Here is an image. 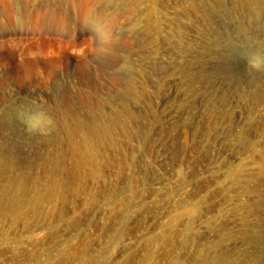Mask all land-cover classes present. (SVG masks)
<instances>
[{"label": "rangeland", "instance_id": "1", "mask_svg": "<svg viewBox=\"0 0 264 264\" xmlns=\"http://www.w3.org/2000/svg\"><path fill=\"white\" fill-rule=\"evenodd\" d=\"M260 1L254 0L252 7L262 9ZM247 9L243 0H0V53L14 62L24 58L23 67L26 62L24 68L32 72V79L11 78L2 86L0 117L8 111L14 118H6L0 132H7L8 124L12 136L45 149L65 141L69 126L78 138L82 126L90 124L91 110L121 114L126 103L133 110L129 134H117V167L103 169L106 183L119 178L120 194L96 205L87 216L41 219L31 232L7 224L10 238L8 243L0 238V264H32L27 258L36 255V264H198L197 255L209 252L226 229L234 236L225 247L233 251V264L241 259L264 264V71L248 69L242 57L251 47L264 49V9L254 14ZM63 12L64 31L50 21ZM88 17L103 25L109 34L106 42L91 31L94 26L84 23ZM54 40L65 42L61 53L69 62V76L59 84L47 80L43 71ZM4 74L0 63V78ZM127 79L134 81L140 98L131 97ZM33 101L54 118L49 135L28 134L15 118L18 107ZM76 118L80 123L74 125ZM125 196L129 208L118 200ZM248 227L256 235L262 231L261 243L246 239ZM44 238L38 248L37 239Z\"/></svg>", "mask_w": 264, "mask_h": 264}, {"label": "bare ground", "instance_id": "2", "mask_svg": "<svg viewBox=\"0 0 264 264\" xmlns=\"http://www.w3.org/2000/svg\"><path fill=\"white\" fill-rule=\"evenodd\" d=\"M245 4H247V8L249 9L248 13H258L263 11L264 9V4L261 3L262 9H255L252 7L254 0H243ZM260 1V0H259ZM262 1V0H261ZM260 1V2H261ZM264 1V0H263ZM242 2V1H241ZM259 2V3H260ZM258 4V3H256ZM242 5V4H241ZM260 5V4H259ZM260 5V7H261ZM245 7V6H244ZM246 8V7H245ZM258 8V7H257ZM247 9V10H248ZM245 10V9H244ZM261 10V11H260ZM245 13V12H244ZM262 14V13H261ZM260 14V15H261ZM245 16V15H244ZM248 16V15H247ZM66 14L63 13H58L54 17L50 19L51 24L54 27L63 28L66 29L65 25L67 24V18ZM250 18V16H248ZM255 17V16H254ZM259 18V17H258ZM246 19V18H245ZM251 19V18H250ZM264 19V18H262ZM261 19V20H262ZM249 20V19H248ZM256 20V19H255ZM258 20V19H257ZM84 23L89 24L90 26H96V21L93 18H86L84 20ZM247 21V20H246ZM245 21V22H246ZM251 21V20H250ZM259 21V20H258ZM263 21V20H262ZM264 22V21H263ZM66 23V24H65ZM260 23V22H259ZM50 24V25H51ZM263 24V23H262ZM87 26V25H86ZM65 27V28H64ZM68 27V26H67ZM53 28V27H52ZM51 29V28H50ZM264 29V28H262ZM56 30V28H55ZM62 31V32H63ZM68 31V30H67ZM262 31V30H261ZM59 32V30H58ZM66 33V30H65ZM246 34V33H245ZM262 34V33H261ZM247 36V35H246ZM245 36V37H246ZM263 36V34H262ZM244 37V38H245ZM248 37V36H247ZM40 38V37H39ZM46 38V37H45ZM54 38V37H53ZM249 38V37H248ZM58 39V38H57ZM251 39V38H250ZM37 40V39H36ZM36 40L35 44H36ZM51 40V38H49ZM64 40V39H63ZM66 40V39H65ZM262 40V38H261ZM55 42L53 43L54 49L50 50L51 54L46 58V65L47 68L44 69L43 71L45 72V78L47 80H54L56 83L59 84L61 82V78L63 76H69V71L67 70V66L69 64L67 56H63V52L66 48V44L63 42H58L54 40ZM264 41V40H263ZM60 43V44H59ZM264 43V42H263ZM40 43H38L39 45ZM44 43H41V46ZM51 44V43H49ZM261 44V43H260ZM33 45V44H32ZM264 45V44H263ZM262 45V46H263ZM26 45H24L25 47ZM45 46V45H43ZM27 47V46H26ZM36 47V46H34ZM52 47V46H51ZM49 46V48H51ZM259 47V46H258ZM39 47H37L38 49ZM41 48V47H40ZM44 48V47H43ZM253 49V47H251ZM260 48V47H259ZM29 49V48H28ZM32 49V47H31ZM34 49V48H33ZM36 49V48H35ZM34 49V51H35ZM69 49V48H68ZM39 50V49H38ZM37 50V51H38ZM42 50V49H41ZM249 50V49H248ZM27 51V50H26ZM33 51V53H34ZM40 51V50H39ZM45 51V50H43ZM12 52V51H11ZM14 52V51H13ZM12 52V53H13ZM32 52V51H30ZM41 52V51H40ZM38 52V54H40ZM23 53V51H21ZM42 53V52H41ZM45 53V52H44ZM26 54V53H25ZM37 54V53H36ZM15 55V54H14ZM24 55V54H23ZM46 55V53H45ZM44 55V56H45ZM243 55V54H242ZM11 56V55H10ZM39 56V55H38ZM26 57V56H25ZM32 57V56H31ZM37 57V56H36ZM43 57V56H42ZM241 57V56H240ZM243 57V56H242ZM241 57V59H242ZM29 58V57H28ZM33 58V57H32ZM38 58V57H37ZM45 58V57H43ZM7 59H10L8 57V54H2L0 53V63H1V69L4 70V75L2 78H0V90L2 86L6 84L7 81H9L11 78L14 79H19L23 77H30L32 72L31 70H27L25 65L23 67V62L24 58H22L21 61L15 60V62L10 59L7 62ZM244 60V59H243ZM246 60V59H245ZM244 60V62H246ZM31 61V60H28ZM35 61V60H34ZM39 61V60H38ZM30 63V62H29ZM22 67V68H21ZM261 72V71H260ZM258 72V73H260ZM64 73V74H63ZM234 72L232 71V74ZM263 74V72H261ZM227 75V74H226ZM229 76V75H228ZM232 76V75H231ZM257 76V75H256ZM264 76V75H263ZM262 76V77H263ZM130 77V76H129ZM227 77V76H226ZM235 77V75H234ZM255 77V75H254ZM31 78V77H30ZM83 78V77H82ZM128 78V77H127ZM251 78V77H250ZM32 79V78H31ZM258 79V78H257ZM262 79V78H261ZM264 79V78H263ZM43 79L42 81H44ZM82 80V79H80ZM129 81V89H130V95L131 97H138L139 93L136 92L134 89L133 83L134 81L132 79H127ZM255 80V79H254ZM253 80V81H254ZM127 81V82H128ZM230 81V80H229ZM237 81V80H236ZM251 81V80H250ZM257 81V80H256ZM255 81V82H256ZM262 82V81H261ZM237 83V82H236ZM248 83V82H246ZM253 83V82H252ZM252 83H248L249 85L252 86ZM128 84V83H127ZM247 84V86H248ZM256 84V83H255ZM263 84V83H262ZM258 85V82H257ZM261 85V84H260ZM250 86V87H251ZM263 86V85H262ZM249 87V86H248ZM254 87V86H253ZM256 87V85H255ZM260 89V88H259ZM253 90V89H252ZM251 90V91H252ZM256 90V88H255ZM264 91L263 87L262 90ZM139 92V91H138ZM142 92V91H141ZM250 93V92H249ZM242 94V93H241ZM253 94V93H252ZM251 94V95H252ZM257 94V93H256ZM143 95V93H142ZM225 95V94H224ZM243 95V94H242ZM251 95H248L249 97ZM254 95V94H253ZM252 95V97H253ZM262 95V94H261ZM256 96V95H254ZM260 96V95H259ZM263 96V95H262ZM264 97V96H263ZM244 98V97H243ZM257 98V97H256ZM227 99V98H226ZM258 100V99H257ZM256 100V102H257ZM262 100V99H261ZM260 100H258V104ZM251 102V101H250ZM255 102V101H254ZM261 102V101H260ZM253 103V102H252ZM256 103V104H257ZM264 103V102H262ZM211 104V103H210ZM255 104V105H256ZM257 104V105H258ZM225 105V104H224ZM263 105V104H262ZM127 103L123 105L124 111L121 114L120 112L114 111L112 113L106 114V113H95L94 111L91 110L90 112V124H86L82 126L80 130H82L81 134L79 135L78 138H74V132L72 129H70L72 126H69L68 129H66V136H65V141L60 140L58 143H51L53 147L50 148H40L39 145H33L32 142L23 140L21 137L16 136L10 133L8 131L10 125L7 124V132L2 131L0 132V238L1 240L3 239L4 241L7 242V240L10 238L8 237L5 233L7 232L6 225H11L14 230L17 231L18 227L22 225L23 231H33L34 230V225L36 223H39L41 219H57L61 218L67 215H77V216H82L84 214H88V212L94 208L96 205L102 203V202H107L112 199H114L117 195L120 194V189L118 188V182L119 178L117 177L116 179H112L110 182L106 183L103 180V169L104 167L113 168L117 167V150L119 147L117 146V134H120L122 132L123 134H129L128 132V125L129 122L132 118L133 120V110L130 112ZM212 106V105H210ZM221 106V105H220ZM219 106V107H220ZM227 106V105H225ZM261 106V105H260ZM259 106V107H260ZM217 107V108H219ZM229 107V106H228ZM214 108V107H213ZM216 108V105H215ZM222 108V107H221ZM253 108V107H252ZM212 108H209V111ZM232 109V108H231ZM249 109V108H247ZM208 110V108H207ZM226 110V109H225ZM264 110V109H263ZM213 111V109L211 110ZM221 111V110H219ZM228 111V109H227ZM246 111V110H245ZM253 111V110H252ZM260 111V110H259ZM226 112V111H225ZM255 112V111H254ZM253 112V113H254ZM212 113V112H210ZM247 113V112H246ZM218 115V113H216ZM225 114V113H224ZM255 114V113H254ZM260 114V112H259ZM222 117V114H220ZM230 115V114H229ZM249 115H252L249 113ZM247 116V118L249 117ZM264 115V114H263ZM212 116V115H211ZM224 116V115H223ZM228 116V115H227ZM233 116V115H232ZM231 116V117H232ZM240 119H241V115ZM244 116V115H243ZM260 116V115H259ZM258 116V117H259ZM103 117V118H102ZM219 117V118H220ZM256 117V118H258ZM6 118L12 119L14 118L8 111H5L4 117H0V124L2 125L3 122L6 123ZM243 118V117H242ZM253 120V117H251ZM239 119V118H238ZM246 119V118H245ZM244 119V120H245ZM255 119V116H254ZM220 120V119H219ZM222 120V119H221ZM234 120L235 116H234ZM251 120V119H250ZM258 120V119H257ZM215 121V120H214ZM212 121V122H214ZM229 121V120H228ZM249 121V120H248ZM246 121V122H248ZM262 121V120H261ZM10 122V121H9ZM210 122V121H209ZM222 122V121H221ZM233 122V121H232ZM250 122V121H249ZM255 122V121H253ZM252 122V123H253ZM79 122L78 118L75 119L74 125H77ZM211 123V122H210ZM225 123V121H224ZM256 123V122H255ZM254 123V124H255ZM66 124H70L69 121H67ZM214 124V123H213ZM220 124V122H219ZM251 124V123H249ZM258 124V122H257ZM216 125V124H215ZM222 125V124H221ZM231 125V124H227ZM235 125V124H234ZM233 125V126H234ZM242 125V123H241ZM247 125V124H246ZM259 125V124H258ZM257 125V126H258ZM210 126V125H209ZM225 126V125H224ZM226 126V127H227ZM236 127V126H235ZM253 127V126H252ZM256 127V124H255ZM254 127V128H255ZM208 128V127H207ZM211 128V127H209ZM217 128V127H216ZM222 128V127H221ZM231 128V127H230ZM243 128V127H242ZM250 128V127H249ZM253 128V129H254ZM229 129V128H228ZM237 129V128H236ZM3 130V129H2ZM5 130V129H4ZM79 130V131H80ZM226 130V129H225ZM224 130V132H225ZM230 130V129H229ZM235 130V128H234ZM233 129L230 131H234ZM244 130V129H243ZM240 130V133L241 131ZM247 130V129H245ZM264 130V129H263ZM1 131V130H0ZM187 131V130H186ZM214 131V130H213ZM212 131V132H213ZM239 131V130H237ZM248 131V130H247ZM253 130H251L252 132ZM221 132V131H219ZM227 132V131H226ZM229 132V131H228ZM121 133V134H122ZM132 133V132H131ZM233 133V132H232ZM247 133V132H246ZM255 133V132H254ZM253 133V135H254ZM217 134V133H216ZM219 134V133H218ZM222 134V133H221ZM230 134V133H229ZM252 134V133H251ZM123 135V136H126ZM232 135V134H231ZM236 135V134H235ZM251 135V136H253ZM240 136V135H239ZM250 136V135H249ZM229 137V136H228ZM231 137V136H230ZM238 137V136H236ZM242 137V136H241ZM244 137V136H243ZM239 138V137H238ZM241 139V138H240ZM239 139V140H240ZM238 140V139H237ZM231 142V141H229ZM239 142V141H238ZM241 142V141H240ZM251 142V141H250ZM227 143V142H226ZM236 143V142H235ZM119 144V143H118ZM232 144V143H230ZM229 144V145H230ZM241 144V143H240ZM247 144V143H246ZM245 144V145H246ZM257 144V143H256ZM255 144V145H256ZM259 144V143H258ZM233 145V144H232ZM252 145V144H251ZM64 146H67L68 148H64ZM213 146V145H212ZM225 145H223L224 147ZM227 146V145H226ZM225 146V147H226ZM239 146V145H238ZM235 147V148H238ZM250 146V145H248ZM211 147V146H210ZM209 147V149H210ZM220 147V146H219ZM230 147V146H229ZM234 147V145H233ZM245 147V146H244ZM212 148V147H211ZM228 148V146H227ZM246 148V147H245ZM248 148V147H247ZM44 149V150H43ZM215 149V148H214ZM217 149V148H216ZM219 149V148H218ZM223 149V148H222ZM233 149V148H232ZM251 149V147H250ZM253 149V147H252ZM235 150V149H234ZM210 152V151H209ZM208 152V153H209ZM213 152V150H212ZM224 152V151H223ZM216 153V152H215ZM220 153V152H219ZM218 154V153H217ZM129 155V154H128ZM123 158V157H122ZM133 158V157H132ZM130 157L129 159L132 160ZM227 157H225L226 159ZM124 159H127L124 156ZM224 159V160H225ZM118 160H122L121 157ZM128 161V159L126 160ZM222 162V161H221ZM224 162V161H223ZM121 165V164H120ZM175 165V164H174ZM223 165V164H222ZM123 166V165H122ZM121 169V168H120ZM119 169V171H120ZM124 169V167H123ZM122 169V170H123ZM145 169V168H143ZM176 169V168H175ZM244 171V168H242ZM125 170V169H124ZM123 170V171H124ZM141 170V169H140ZM147 170V169H146ZM239 170V169H237ZM241 170V169H240ZM127 171V170H126ZM241 172V171H240ZM123 173V172H122ZM244 173V172H243ZM258 173V172H257ZM260 173V172H259ZM240 174V173H239ZM261 174V173H260ZM123 175V174H122ZM178 175V174H177ZM235 175L241 176L242 174L238 175V173ZM250 175V174H249ZM248 175V176H249ZM252 175V174H251ZM113 176V173H112ZM117 176V175H116ZM119 176V175H118ZM259 176V175H258ZM264 176V175H262ZM114 177V176H113ZM123 177V176H120ZM261 177V176H260ZM217 178V177H216ZM252 179V177H249ZM249 178H246L249 180ZM125 178H122L124 180ZM173 179V178H172ZM212 179V178H211ZM136 181V180H135ZM180 181V180H179ZM215 181V180H214ZM217 181V179H216ZM247 181V180H246ZM250 181V180H249ZM124 182V181H123ZM182 182V181H181ZM218 182V181H217ZM253 182V179H252ZM121 183V182H120ZM135 183V182H134ZM202 183V182H201ZM249 183V182H248ZM251 183V182H250ZM249 183V184H250ZM123 184V183H122ZM179 184V183H178ZM218 184V183H217ZM220 184V183H219ZM120 185V184H119ZM183 185V183H182ZM255 185V184H254ZM174 187V185H172ZM171 186V187H172ZM177 186V185H176ZM175 186V187H176ZM181 186V185H180ZM203 186V185H201ZM223 186V184H222ZM221 186V187H222ZM260 186V185H258ZM120 187V186H119ZM227 187V184H226ZM252 187H254L252 185ZM257 187V186H256ZM262 187V186H261ZM178 188V187H176ZM201 188V187H200ZM203 188V187H202ZM205 188V187H204ZM203 188V189H204ZM158 189V188H157ZM175 189V188H174ZM201 189V190H203ZM220 189V188H219ZM255 189V187L253 188ZM259 189V188H258ZM257 189V190H258ZM130 190H134L133 188ZM155 190V189H154ZM200 190V189H199ZM200 190V191H201ZM217 190V189H215ZM250 190V189H249ZM262 190V189H261ZM137 191V190H136ZM150 191V189H149ZM225 191V190H224ZM252 191V190H251ZM256 192V190H254ZM252 191V192H254ZM134 192V191H132ZM138 194L140 192L137 191ZM144 192V190H143ZM162 192V191H161ZM217 192V191H216ZM221 192V190L219 191ZM264 193V191H262ZM131 193V192H130ZM142 193V192H141ZM250 193V191L248 192ZM258 193V191H257ZM256 193V194H257ZM261 193V191H260ZM133 194V193H131ZM137 194V193H136ZM137 194V195H138ZM151 194V193H150ZM153 194V193H152ZM215 194V193H214ZM218 194V193H217ZM226 194V193H224ZM228 194V193H227ZM144 195V194H143ZM254 195V194H253ZM260 195V194H259ZM128 196V195H127ZM131 196H134L131 195ZM220 196V195H218ZM223 196V195H222ZM227 196V195H226ZM263 195H261L262 198ZM136 197V196H135ZM140 197V196H139ZM145 197V196H143ZM230 197V196H229ZM228 197V198H229ZM255 197H259L256 196ZM264 197V196H263ZM224 199H227L224 197ZM257 199V198H255ZM118 200H121L120 204L124 205V207L130 206L129 201L127 197H122L121 199L118 198ZM117 200V203H118ZM222 200V199H221ZM262 200V199H261ZM260 200V201H261ZM135 201V200H134ZM179 201V200H178ZM244 201V200H243ZM256 201V200H255ZM221 202V201H220ZM238 202V201H237ZM242 202V200H241ZM240 201L238 203H241ZM259 202V201H258ZM257 202V203H258ZM262 202V201H261ZM174 206L175 201L173 202ZM180 203V202H179ZM237 203V204H238ZM264 203V202H263ZM262 203V204H263ZM83 204L85 208L82 210L76 209V205ZM235 204V203H234ZM253 204V203H252ZM256 204V203H255ZM119 205V204H118ZM239 205V204H238ZM250 205V204H249ZM258 206V204H256ZM136 206V205H135ZM133 206L132 208L135 209ZM160 206V205H159ZM237 206V205H236ZM235 206H233L234 208ZM121 208V207H120ZM131 208V207H130ZM160 208V207H158ZM237 208H239L237 206ZM244 208V207H243ZM137 209V208H136ZM236 209V207H235ZM260 210V208H258ZM125 210V209H124ZM123 210V212H124ZM127 210V209H126ZM125 210V211H126ZM130 211V210H129ZM135 211V210H133ZM139 211V210H138ZM142 211V210H141ZM149 211V210H148ZM262 211V210H261ZM136 212V211H135ZM120 213V212H119ZM132 213V212H131ZM143 213V211H142ZM192 213V211H191ZM189 212V214H191ZM139 214V213H138ZM192 215V214H191ZM190 215V216H191ZM141 216V215H140ZM144 217V216H143ZM122 218V217H121ZM146 220V217H145ZM177 220V219H176ZM174 220V221H176ZM179 221V220H178ZM45 223V221H43ZM124 224L125 222L122 221ZM158 222V221H157ZM242 222L244 223V216L242 218ZM43 223V225H44ZM120 224V222H118ZM138 223V222H137ZM143 223V222H142ZM174 223V222H172ZM171 223V224H172ZM122 224V223H121ZM162 224V223H160ZM166 224V223H165ZM39 225V224H38ZM128 225V224H127ZM126 225V226H127ZM173 225V224H172ZM37 226V225H36ZM125 226V227H126ZM132 227V225L130 226ZM170 227V225H169ZM230 227V226H229ZM228 227V228H229ZM244 227V225H243ZM36 228V227H35ZM138 228V227H137ZM163 227H161L162 229ZM174 228V227H173ZM189 228V227H188ZM247 231L246 229V239L251 240L252 243L254 244H259L261 243L262 239V234L261 232L259 234L253 233V230ZM21 229V228H20ZM133 229V228H132ZM167 229V228H166ZM172 229V228H171ZM6 230V231H5ZM119 230V229H117ZM135 229H133L134 232ZM141 229H139L140 231ZM25 231V232H27ZM19 232H21L19 230ZM136 232V231H135ZM164 232V230L162 231ZM166 232V230H165ZM182 232V230H181ZM180 232V233H181ZM185 232V231H184ZM222 232V231H221ZM231 231H228L227 229L224 230L221 233V239L219 238L218 242H212V244L209 246V252L204 251L200 253L199 255L194 256L197 259L198 264H233V251H229L226 246L229 243V239H233V235L230 233ZM10 234V232H9ZM25 234V233H24ZM22 234V236L24 235ZM47 234V233H46ZM167 234V233H166ZM44 236V235H43ZM50 236V235H49ZM46 236V237H49ZM159 236V235H158ZM162 238H164L165 235H161ZM168 239L169 235L167 234ZM165 236V238L167 237ZM13 237V236H12ZM56 237V236H55ZM18 238V237H17ZM156 238V237H155ZM155 238L152 240L155 241ZM238 238V237H237ZM14 239V238H13ZM54 239V237H53ZM160 239V238H159ZM236 239V238H235ZM241 240H244V229L242 231V234L240 236ZM17 240V239H16ZM19 246L21 243V239H18ZM46 239H37V246L38 248H41V244H44ZM51 240V239H50ZM55 240V239H54ZM165 240V239H164ZM170 240V239H169ZM237 240V239H236ZM49 241V239H48ZM150 241V240H149ZM216 241V240H215ZM232 241V240H230ZM264 241V240H263ZM23 242V241H22ZM159 242V241H158ZM170 242V241H169ZM210 242V241H208ZM2 243V242H1ZM8 243V242H7ZM6 243V244H7ZM50 243V242H49ZM52 243V240H51ZM50 243V244H51ZM150 243V242H149ZM162 243V241L160 242ZM173 243V242H172ZM211 243V242H210ZM264 243V242H263ZM53 244V243H52ZM51 245L48 247L51 248ZM207 244V243H206ZM34 245V244H33ZM163 245V244H162ZM174 245V244H173ZM2 246V245H1ZM14 246V245H13ZM68 246V245H67ZM229 246V245H228ZM4 247V246H3ZM12 247V245L10 246ZM34 247V246H33ZM205 247V245H204ZM9 248V247H8ZM15 248V246H14ZM44 248V247H43ZM47 248V250L49 249ZM68 248V247H67ZM70 248V247H69ZM203 248V245H202ZM208 248V246H207ZM17 249V248H15ZM42 249V248H41ZM173 249V248H172ZM171 249V250H172ZM201 249V248H198ZM2 250V249H1ZM11 250V249H10ZM19 250V249H18ZM23 250V249H21ZM38 250V249H37ZM159 250V249H158ZM166 250V249H165ZM164 250V251H165ZM148 251V250H147ZM174 251V249H173ZM20 252V251H18ZM167 252V251H166ZM197 252H200L197 251ZM196 252V253H197ZM152 253V252H150ZM21 254V253H20ZM136 254V253H135ZM15 255V254H14ZM19 255V254H18ZM23 255V254H22ZM28 255V253H27ZM145 255V254H144ZM148 255V254H147ZM153 255V253H152ZM195 255V254H194ZM34 258L31 256V258H27V260L30 263H38V257L39 255H36ZM136 256V255H135ZM15 260L19 259L16 256ZM13 257V258H14ZM22 257V256H21ZM20 257V258H21ZM138 257V256H137ZM141 257V256H140ZM144 257V256H143ZM153 257V256H152ZM12 258V257H11ZM25 261L26 258H24ZM36 259V260H34ZM142 259V258H141ZM14 260V259H13ZM14 260V261H15ZM149 260V258H148ZM18 261V260H17ZM146 261V260H145ZM143 260V262H145ZM16 262V261H15ZM22 262V261H21ZM141 262V261H140ZM10 263V262H9ZM14 263V262H13ZM58 263V262H56ZM21 264V263H20ZM23 264V263H22ZM141 264V263H140ZM236 264H248L244 262V259H241L239 262H236Z\"/></svg>", "mask_w": 264, "mask_h": 264}, {"label": "clouds", "instance_id": "3", "mask_svg": "<svg viewBox=\"0 0 264 264\" xmlns=\"http://www.w3.org/2000/svg\"><path fill=\"white\" fill-rule=\"evenodd\" d=\"M91 31L104 42L108 39V32L103 25H96ZM243 57L247 61L248 69L252 71H264V49L253 48L243 52ZM16 120L25 128L28 134L49 135L55 128L54 118L49 111L35 101L18 107Z\"/></svg>", "mask_w": 264, "mask_h": 264}]
</instances>
